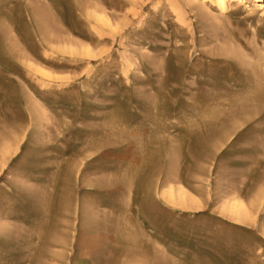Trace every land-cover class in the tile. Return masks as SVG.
<instances>
[{"label":"rangeland","instance_id":"374dc122","mask_svg":"<svg viewBox=\"0 0 264 264\" xmlns=\"http://www.w3.org/2000/svg\"><path fill=\"white\" fill-rule=\"evenodd\" d=\"M255 1L0 0V264H264Z\"/></svg>","mask_w":264,"mask_h":264},{"label":"bare ground","instance_id":"6f19581e","mask_svg":"<svg viewBox=\"0 0 264 264\" xmlns=\"http://www.w3.org/2000/svg\"><path fill=\"white\" fill-rule=\"evenodd\" d=\"M215 1V3H216V5H217V7L220 9V10H225L228 6H227V0H214ZM255 1V0H254ZM256 1H264V0H256ZM255 1V2H256ZM257 3V2H256ZM229 4V3H228ZM229 8V7H228ZM173 194H174V192H173V190H172V192L170 193V195L173 197ZM178 195V199L179 200H181L182 202H184V199H185V192H183V191H179V194H177ZM234 204H237V203H234ZM233 204V205H234ZM233 208H235V210H237V211H239L240 209H241V207L240 206H235V207H233ZM239 215V214H238ZM237 216V215H236ZM235 216V217H236ZM241 218V217H240Z\"/></svg>","mask_w":264,"mask_h":264}]
</instances>
